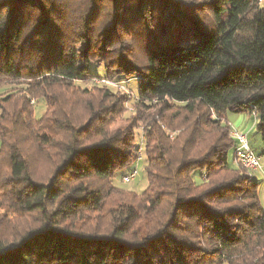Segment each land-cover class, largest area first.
Returning <instances> with one entry per match:
<instances>
[{
  "label": "trees",
  "instance_id": "1",
  "mask_svg": "<svg viewBox=\"0 0 264 264\" xmlns=\"http://www.w3.org/2000/svg\"><path fill=\"white\" fill-rule=\"evenodd\" d=\"M205 2L209 28L177 0H87L77 25L62 0H0V209L28 222L0 231V264H264L259 184L228 162L225 121L252 116L264 146V2ZM142 20L136 63L120 37ZM96 62L135 77L136 106L193 114L173 140L143 126L140 195L111 182L140 143L134 118L119 125L129 98L78 85L100 78ZM32 100L47 107L37 121Z\"/></svg>",
  "mask_w": 264,
  "mask_h": 264
},
{
  "label": "rangeland",
  "instance_id": "2",
  "mask_svg": "<svg viewBox=\"0 0 264 264\" xmlns=\"http://www.w3.org/2000/svg\"><path fill=\"white\" fill-rule=\"evenodd\" d=\"M61 0H56V2ZM68 5L69 13L74 15V25L79 24L81 21V18L83 14L85 13L86 7H87V0H62ZM177 1H184L189 2L191 7L196 10L194 12V15L200 17L202 20L201 22L204 23L205 27H208L212 25V16L211 12L209 11V6L205 2V0H177ZM259 2H264V0H259ZM85 3V5H84ZM75 20H78L75 22ZM146 20H142L140 22H137L136 24H133L132 27H129V33L125 34L122 30L121 39H124L125 46L128 43H131V46L133 48L132 55L135 59L136 63H140L144 58V52H145V41L147 40V36L144 35L142 30H145ZM127 47V46H126ZM125 53L124 50H122V53ZM103 63V62H102ZM102 63H94L93 66L96 67L95 71L100 75V78H90L84 83H78L80 88L86 89L91 92H95L97 88H108L112 92H114L117 95H124L128 97V102L125 105V112L121 114V122L120 124L125 125L128 121L126 118H134V122L136 124L137 130V136L138 139L140 138V143H138V146L136 149H134L135 158H134V164L133 170H136V173L134 175L133 179H130L129 181H124L123 179L120 180V174H118L115 179H111V182L116 185L120 190L132 193L136 195H140L147 186V178L145 175L144 167L146 164V150L147 145L144 143V138L142 134L143 126L146 124L147 121H152L153 118L155 121L158 122V125L160 126V129H163L164 133L169 136L170 140H173V138L176 136V134L181 133V128H183L184 125L187 124V120L192 118L193 114H189L185 109L179 107V104H176L174 102H170V107L168 110H165L162 114L158 113V107L155 109H147L142 106H136V91H137V80L134 76L128 73H121V71L117 67H110V65H107L109 68L108 74L105 75V68L102 66ZM106 67V68H107ZM5 91H0V94ZM32 110H33V118L34 120H38L41 115L45 112L47 109L45 103L42 100H32L30 102ZM203 111V110H202ZM47 112V111H46ZM154 114V116H152ZM196 116V115H195ZM239 116V114L235 115L234 113H227L226 122L230 126V128H234L237 130H240V128L236 127H242L244 123H246V128H244V133L247 134L248 141H250V145L254 152L260 156V163L262 170L259 171H253L252 174L254 176L255 182L259 184L258 187V199L259 203L264 206V146L262 145L260 141V137L257 134L255 130V125L252 119H246V114H242V122L240 124H232L235 117ZM83 117V116H82ZM214 118V116H211ZM136 118L138 121H136ZM245 118V119H244ZM137 122V123H136ZM172 127V128H171ZM251 128L247 131V129ZM174 130V131H171ZM231 135V134H230ZM232 137V136H231ZM34 151V150H32ZM228 162L236 167L237 165L234 162L233 157V151L230 152L228 156ZM45 160L42 157H39L36 155L35 152L32 153V159L31 164L33 168V172L35 176H41L46 173L45 168ZM4 164V163H3ZM5 165V164H4ZM198 174L194 176V179L197 181ZM6 215L5 219L0 218V231L3 233L9 230L12 226V221L15 222V225L20 227V229H24V227L27 226V221H20L18 218L14 217L13 214L8 213L6 210L3 211L0 209V216Z\"/></svg>",
  "mask_w": 264,
  "mask_h": 264
},
{
  "label": "built area",
  "instance_id": "3",
  "mask_svg": "<svg viewBox=\"0 0 264 264\" xmlns=\"http://www.w3.org/2000/svg\"><path fill=\"white\" fill-rule=\"evenodd\" d=\"M230 134L235 140L236 149L240 150V159H243L246 163H248V166L252 167L254 172L261 170L260 156L257 155L249 146L246 133L233 128V131H230ZM135 173L136 170H132L122 179L129 181L134 178Z\"/></svg>",
  "mask_w": 264,
  "mask_h": 264
},
{
  "label": "bare ground",
  "instance_id": "4",
  "mask_svg": "<svg viewBox=\"0 0 264 264\" xmlns=\"http://www.w3.org/2000/svg\"><path fill=\"white\" fill-rule=\"evenodd\" d=\"M230 131H233V128H230ZM234 159H235V161L237 163H239L242 167H244L245 169L250 171V173L252 174V172H253L252 167H249L248 163H246L243 159H240V150L236 149V147H235V150H234ZM124 181H126V180H124Z\"/></svg>",
  "mask_w": 264,
  "mask_h": 264
},
{
  "label": "crops",
  "instance_id": "5",
  "mask_svg": "<svg viewBox=\"0 0 264 264\" xmlns=\"http://www.w3.org/2000/svg\"><path fill=\"white\" fill-rule=\"evenodd\" d=\"M235 115H237V114H235ZM226 118H227V116H226ZM253 117L252 116H246V119H252ZM245 119V118H244ZM242 122V114H239V116H237V117H235L234 118V120H233V122H232V124H236V123H238V124H240ZM253 122H254V118H253ZM254 125H255V123H254ZM236 128H240L241 129V131L243 132L244 131V128H246V123H244V125L242 126V127H236ZM251 128H249V129H247V131L248 130H250ZM247 135V134H246ZM248 139V138H247ZM248 143H249V146L251 147V145H250V141H248ZM252 148V147H251ZM253 150V149H252ZM254 151V150H253ZM261 170H262V167H261ZM253 175V174H252Z\"/></svg>",
  "mask_w": 264,
  "mask_h": 264
}]
</instances>
